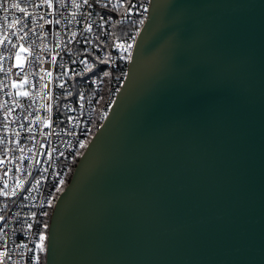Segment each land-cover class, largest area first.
Instances as JSON below:
<instances>
[{"label":"water","instance_id":"water-1","mask_svg":"<svg viewBox=\"0 0 264 264\" xmlns=\"http://www.w3.org/2000/svg\"><path fill=\"white\" fill-rule=\"evenodd\" d=\"M44 253V264H264V0H150Z\"/></svg>","mask_w":264,"mask_h":264},{"label":"built area","instance_id":"built-area-1","mask_svg":"<svg viewBox=\"0 0 264 264\" xmlns=\"http://www.w3.org/2000/svg\"><path fill=\"white\" fill-rule=\"evenodd\" d=\"M149 4L0 0V264H40L54 196L123 84Z\"/></svg>","mask_w":264,"mask_h":264},{"label":"snow or ice","instance_id":"snow-or-ice-1","mask_svg":"<svg viewBox=\"0 0 264 264\" xmlns=\"http://www.w3.org/2000/svg\"><path fill=\"white\" fill-rule=\"evenodd\" d=\"M84 2H85V3H88V0H84ZM49 6H51V5H49ZM9 7H11V8H16V9H20V5H19L18 3L10 4ZM104 7H107V5H104ZM113 7L115 8L116 6L113 5ZM5 10L7 11V9H5ZM20 10L23 11V9H20ZM141 23H142V21H141ZM89 30H90V28H89ZM129 47H131V45H129ZM17 56H18V54H17ZM102 62H103V61H102ZM81 63H84V62L81 61ZM89 67H90V66H89ZM104 75H108V73H104ZM12 194L15 195V192H13ZM4 195H7V193H4ZM41 214H42V215H47L46 212H45V213H41ZM33 215H35V213H33ZM0 219H3V217H0ZM28 227L31 228L32 225L29 224ZM44 227L46 228V227H47V224H45ZM44 240H45V236L43 235V233H40V235H39V241L42 242V241H44ZM37 247H38L41 251L44 250V248H43V244H42V243H38V244H37ZM3 255H4L3 253H0V256H3Z\"/></svg>","mask_w":264,"mask_h":264},{"label":"rangeland","instance_id":"rangeland-1","mask_svg":"<svg viewBox=\"0 0 264 264\" xmlns=\"http://www.w3.org/2000/svg\"><path fill=\"white\" fill-rule=\"evenodd\" d=\"M71 172H72V169L70 170V172L68 173V178L70 177V175H71ZM68 180V179H67ZM60 194V193H59ZM58 197V194H56L55 196H54V199H53V205H54V201H55V199ZM46 224H48V223H46ZM43 235L45 236V240L44 241H42L43 242V248L45 247V245H46V239H47V231L46 230H44L43 231ZM45 250V249H44ZM43 250V251H44ZM43 253V252H42ZM42 253H41V255H40V264H43V259H42Z\"/></svg>","mask_w":264,"mask_h":264},{"label":"trees","instance_id":"trees-1","mask_svg":"<svg viewBox=\"0 0 264 264\" xmlns=\"http://www.w3.org/2000/svg\"><path fill=\"white\" fill-rule=\"evenodd\" d=\"M78 159H79V158H78ZM78 159L75 160V162H74V167H75V165H76ZM74 167H73V169H74ZM72 172H73V170H72ZM72 172H71V175H72ZM71 175H70V177L68 178V180H67L66 184L64 185V187H65V186L67 185V183L69 182V180H70V178H71ZM64 187H63V188H64ZM62 190H63V189H62ZM51 211H52V210H51ZM51 211L48 213V217H47V223H48V224H49V221H50ZM44 251H45V250H44ZM44 251H43V253H42L43 264H44V261H45V253H44Z\"/></svg>","mask_w":264,"mask_h":264}]
</instances>
